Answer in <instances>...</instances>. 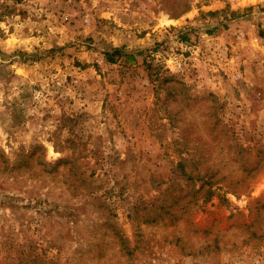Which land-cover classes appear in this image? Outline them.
<instances>
[{"label": "rangeland", "instance_id": "rangeland-1", "mask_svg": "<svg viewBox=\"0 0 264 264\" xmlns=\"http://www.w3.org/2000/svg\"><path fill=\"white\" fill-rule=\"evenodd\" d=\"M0 264H264V0H0Z\"/></svg>", "mask_w": 264, "mask_h": 264}, {"label": "built area", "instance_id": "built-area-1", "mask_svg": "<svg viewBox=\"0 0 264 264\" xmlns=\"http://www.w3.org/2000/svg\"><path fill=\"white\" fill-rule=\"evenodd\" d=\"M174 61H175L174 62L175 68L180 70L182 68V66H183L182 61L181 60H177V59H175Z\"/></svg>", "mask_w": 264, "mask_h": 264}]
</instances>
